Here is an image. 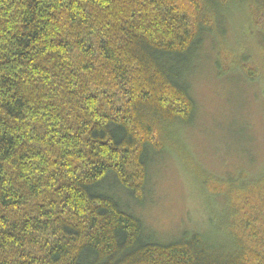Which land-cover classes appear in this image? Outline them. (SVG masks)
Wrapping results in <instances>:
<instances>
[{
    "label": "trees",
    "instance_id": "16d2710c",
    "mask_svg": "<svg viewBox=\"0 0 264 264\" xmlns=\"http://www.w3.org/2000/svg\"><path fill=\"white\" fill-rule=\"evenodd\" d=\"M258 1L0 0V264H264V159L203 175L207 227L162 239L136 212L194 120L206 43L223 77L263 76L226 45L227 16L256 22Z\"/></svg>",
    "mask_w": 264,
    "mask_h": 264
},
{
    "label": "rangeland",
    "instance_id": "374dc122",
    "mask_svg": "<svg viewBox=\"0 0 264 264\" xmlns=\"http://www.w3.org/2000/svg\"><path fill=\"white\" fill-rule=\"evenodd\" d=\"M261 11L256 22L252 16L232 11L225 25L229 34L226 45L236 50L232 41L238 39L253 51L262 69L260 80L244 82L236 72L223 77L213 66L214 50L208 51V43L203 60L196 63L191 77L197 101L194 120L179 131L181 149L171 148L152 166L149 195L136 210L146 227L162 239L185 227H207L210 212L218 213L220 199L211 197V187L218 185L203 181L206 172L223 180L227 172L236 173L240 167L251 172L263 164L264 61L259 59L264 57V36L258 29L264 25V9ZM218 58L225 62L222 55Z\"/></svg>",
    "mask_w": 264,
    "mask_h": 264
}]
</instances>
